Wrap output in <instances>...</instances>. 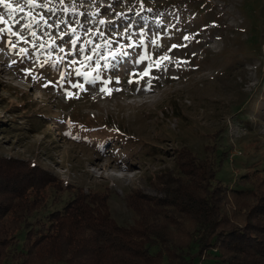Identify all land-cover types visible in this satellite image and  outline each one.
Segmentation results:
<instances>
[{"label":"rangeland","instance_id":"374dc122","mask_svg":"<svg viewBox=\"0 0 264 264\" xmlns=\"http://www.w3.org/2000/svg\"><path fill=\"white\" fill-rule=\"evenodd\" d=\"M7 3L14 7L0 3V154L32 159L86 189L110 185L112 211L122 223L134 219L124 199L128 187L161 194L148 177L174 168L177 146L204 157L218 129L229 147L218 177L233 185L247 167H264V0ZM145 9L176 14L150 17ZM90 65L100 71L86 70ZM21 95L28 99L25 111ZM100 119L122 124L137 142L127 146L108 130V141H99L95 136L106 133ZM52 196L54 203L31 221L61 207L69 194Z\"/></svg>","mask_w":264,"mask_h":264},{"label":"trees","instance_id":"16d2710c","mask_svg":"<svg viewBox=\"0 0 264 264\" xmlns=\"http://www.w3.org/2000/svg\"><path fill=\"white\" fill-rule=\"evenodd\" d=\"M129 4L121 8L122 16L129 14ZM141 8H148V2H142ZM145 10L142 13L150 17L176 14L161 9L152 15ZM88 69L100 71L93 65ZM70 72L66 70L65 76ZM5 89L13 90L6 85ZM20 98L25 111L28 99ZM96 123L126 145L137 142L115 120ZM61 125L66 133L70 131ZM109 132L95 137L107 142ZM222 132L210 133L212 142L204 146V157L187 145L173 149L174 168L165 167L148 177L161 194L128 187L124 199L134 212L131 223L115 218L110 185L86 189L32 159L0 154V264H196L197 260L199 264H264V167H247L233 185L218 177L229 160ZM54 191L68 192L69 197L61 207L31 221L32 215L54 203ZM21 231H25L23 241Z\"/></svg>","mask_w":264,"mask_h":264},{"label":"snow or ice","instance_id":"6c2138e0","mask_svg":"<svg viewBox=\"0 0 264 264\" xmlns=\"http://www.w3.org/2000/svg\"><path fill=\"white\" fill-rule=\"evenodd\" d=\"M27 2L31 5V4H35L36 3V0H27ZM0 3H3V4H5V6L6 7H8L9 9H13V5L12 4H9V3H7V0H0ZM45 7H48V5L47 4H45L44 5ZM19 11H23V9H18ZM50 11H51V9H49ZM33 14L31 13V12H29L28 13V16L29 17H31ZM3 19V17H0V20H2ZM45 22V24L47 25V21L45 20L44 21ZM61 22H63V21H61ZM29 28L31 29V25H29ZM69 28H71V25H69ZM8 31H9V33H11L12 32V29L11 28H9L8 29ZM18 37H19V39H21V40H24L25 39V37L24 36H22L19 32H17V33H15ZM31 35H33V36H35L36 35V33L34 32V31H32L31 32ZM64 34L63 33H61V36H63ZM108 43H110V41L109 40H105V41H103V44H108ZM72 45H73V47H74V45H75V41H73L72 42ZM44 45L43 44H41V47H43ZM102 45H97L95 48H93L92 49V52H97L98 51V49L101 47ZM173 47H176L175 45H173ZM21 51L22 52H26L27 51V49H21ZM61 51H64V49H61ZM86 59H87V57H86ZM160 59H167V57L166 56H164L163 54L161 55V57H160ZM138 63V62H137ZM98 67H99V65H97ZM152 68V64H148L147 65V69L145 70V75H148L149 74V71H150V69ZM25 71H31L30 69H25ZM51 82V81H50ZM70 95H71V93H70Z\"/></svg>","mask_w":264,"mask_h":264}]
</instances>
